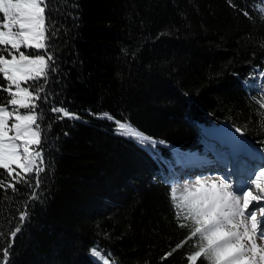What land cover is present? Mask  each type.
Instances as JSON below:
<instances>
[{
    "label": "trees",
    "instance_id": "16d2710c",
    "mask_svg": "<svg viewBox=\"0 0 264 264\" xmlns=\"http://www.w3.org/2000/svg\"><path fill=\"white\" fill-rule=\"evenodd\" d=\"M261 9L264 0H48L55 71L30 82L43 85L45 172L38 188L34 177L0 188V264L5 250L8 264H98L94 247L110 264H187L195 239L176 218L171 173L204 155L202 132L220 125L264 155ZM104 113L156 143L117 134ZM0 180L15 183L3 170Z\"/></svg>",
    "mask_w": 264,
    "mask_h": 264
},
{
    "label": "snow or ice",
    "instance_id": "6c2138e0",
    "mask_svg": "<svg viewBox=\"0 0 264 264\" xmlns=\"http://www.w3.org/2000/svg\"><path fill=\"white\" fill-rule=\"evenodd\" d=\"M48 0H0V77L6 86L0 91L8 94L6 104H0V170L15 183L0 180V188L16 191L15 184L29 183L45 172L44 158L39 146L43 142L41 116L36 112V101L43 85L32 90L30 82H47L50 71H55L54 56L48 53ZM264 13V9H261ZM22 49H24L22 51ZM36 50V51H28ZM264 110V97L258 101ZM20 109L27 110L22 114ZM60 119H80L63 108H53ZM264 118V111L261 112ZM100 119L114 121L104 113ZM117 134L137 143H156L128 122L114 121ZM237 132L241 129L237 128ZM18 170V171H17ZM254 175V179L251 178ZM36 199V194L33 195ZM170 201L176 210L179 226L189 230L194 248L187 255V264H264V163L253 170L242 185L234 186L224 179L197 180L185 186L180 194L172 188ZM26 214L20 216L23 222ZM18 227L11 233L14 238ZM182 245H177V249ZM177 249H173L176 251ZM102 264H110L99 248L90 250ZM8 250L3 252L8 264ZM168 253L167 256H171ZM165 257V259L167 258ZM114 264V262H112Z\"/></svg>",
    "mask_w": 264,
    "mask_h": 264
},
{
    "label": "rangeland",
    "instance_id": "374dc122",
    "mask_svg": "<svg viewBox=\"0 0 264 264\" xmlns=\"http://www.w3.org/2000/svg\"><path fill=\"white\" fill-rule=\"evenodd\" d=\"M255 78L257 81H260V85L264 84L261 82L262 78H264V73H257ZM258 84L259 83H257V85ZM224 126L225 125H220L216 129L210 131H203L205 128L201 130L203 131V138L206 144L203 150L206 152L202 156L192 154L189 156L192 159L186 165H177L176 170L170 175V192L172 188H176L177 194L179 195L185 186L193 185L197 180L224 179L234 186H239L248 179L249 174L253 170H259L260 164L264 163V155L254 150L240 132L237 133L235 130V134L240 135V137H237L229 133ZM209 144H213L214 146L211 148L208 146ZM239 150H246L248 152L243 153V160H240ZM227 153L232 159V164H230V159L225 155ZM202 164L205 165L202 166ZM213 170L216 172H213ZM210 171L212 172L210 173ZM225 172L228 174L226 175ZM251 178L254 179V175ZM258 243L264 242L258 240ZM93 259L98 264H102L97 257H93Z\"/></svg>",
    "mask_w": 264,
    "mask_h": 264
},
{
    "label": "bare ground",
    "instance_id": "6f19581e",
    "mask_svg": "<svg viewBox=\"0 0 264 264\" xmlns=\"http://www.w3.org/2000/svg\"><path fill=\"white\" fill-rule=\"evenodd\" d=\"M227 130H228V132L229 133H232V134H234L235 136H237V137H240V135L238 134V135H236L235 134V130L234 129H232L231 127H229V126H224ZM238 133V132H237ZM231 169H233V168H231ZM210 170V169H209ZM235 170V169H234ZM212 171H210V173H211ZM213 172H216L215 170H213ZM231 173V172H230ZM225 174L227 175L228 173L227 172H225Z\"/></svg>",
    "mask_w": 264,
    "mask_h": 264
}]
</instances>
